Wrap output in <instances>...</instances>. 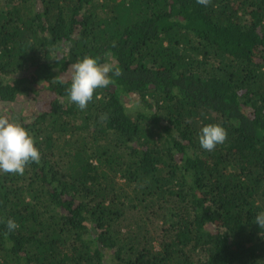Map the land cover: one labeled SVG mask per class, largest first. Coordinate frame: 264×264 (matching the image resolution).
Instances as JSON below:
<instances>
[{"label":"trees","instance_id":"16d2710c","mask_svg":"<svg viewBox=\"0 0 264 264\" xmlns=\"http://www.w3.org/2000/svg\"><path fill=\"white\" fill-rule=\"evenodd\" d=\"M85 56L121 75L80 110ZM0 117L41 152L0 172V264H264V0H0Z\"/></svg>","mask_w":264,"mask_h":264},{"label":"clouds","instance_id":"9594fccd","mask_svg":"<svg viewBox=\"0 0 264 264\" xmlns=\"http://www.w3.org/2000/svg\"><path fill=\"white\" fill-rule=\"evenodd\" d=\"M72 67L74 72L67 94L68 99L80 110L87 108L98 88L108 87L114 83V76L121 75L119 67L101 63L99 58L91 56L79 59ZM226 137L227 130L221 124H208L200 130L199 143L201 148L212 151L218 144L223 143ZM40 158L41 152L28 129L17 122L0 117V172L23 174L29 163H38ZM254 223L264 229V212L256 215ZM6 226L9 232L19 227L13 218L7 220Z\"/></svg>","mask_w":264,"mask_h":264},{"label":"rangeland","instance_id":"374dc122","mask_svg":"<svg viewBox=\"0 0 264 264\" xmlns=\"http://www.w3.org/2000/svg\"><path fill=\"white\" fill-rule=\"evenodd\" d=\"M136 99H137V97L133 96V98L126 100V102H127L126 105H127L129 112L131 114H135V113L139 112L138 111L139 109H137V106H136ZM32 105L35 107V110L37 112H42L41 110H39V108H40L39 102L36 99H32L31 97H28V98H25L23 101L17 103V105L12 106V110L14 112L13 118H15V119L19 118L18 117V116H20L19 113H21L23 110L30 109Z\"/></svg>","mask_w":264,"mask_h":264}]
</instances>
